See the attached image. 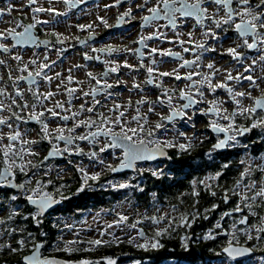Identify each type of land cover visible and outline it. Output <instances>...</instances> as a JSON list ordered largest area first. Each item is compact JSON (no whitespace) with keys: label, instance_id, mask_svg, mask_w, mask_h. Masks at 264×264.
Instances as JSON below:
<instances>
[{"label":"snow or ice","instance_id":"1","mask_svg":"<svg viewBox=\"0 0 264 264\" xmlns=\"http://www.w3.org/2000/svg\"><path fill=\"white\" fill-rule=\"evenodd\" d=\"M46 2L48 7L39 5L38 0H27L26 5L21 0L19 5L9 3L6 7H0V18L6 14L11 16L14 10L22 9L25 6L32 13L31 23L16 22L15 27L0 31V53L8 54L11 60L16 62V67L13 69L5 59H0V66L7 71L9 81L8 84H5L3 74H0V234H21V238L16 241V247L9 243L0 245V250L7 248L10 252L17 253L31 246V254L24 255L22 258L25 264H100L99 261L88 259L71 262L45 256L42 252L45 241H38L31 232L17 223V219L21 223L31 220L39 228L47 214L63 200L68 199L62 194L57 198V195L47 190L49 185L53 184L51 179H34L41 175L39 169L45 167V161L63 157L65 154L85 155L84 149L79 146L77 141H86L93 146L87 155L91 160H98L100 164H104V160L99 159L98 153H104L109 149L123 150L118 166L107 165L111 172L132 169L142 173L144 169L136 168L138 161H155L158 158L167 157L165 151L167 148L178 146L181 150L186 151L191 147V140L188 143L177 145L174 139L162 140L156 133L163 129V133L166 134L173 130L169 128V125H174L179 120H190L191 114L187 110L195 107L196 113L213 117L208 127L217 134V140L212 151L206 154L209 158L212 157L213 152L232 150L238 145L245 149L244 159L239 161L243 166L242 170L239 172L234 186L230 190H226L223 197L227 203L230 199L228 193L231 192V195L237 197L236 206L232 210L222 213L220 217L221 220L225 217L233 219L232 239L227 241L226 246L219 253H215V258L218 260V264H238L242 258L249 256L253 248L241 244L237 233L243 232L247 241H264V216L258 215L257 212L258 208H264V180L254 177L255 173L264 177V154L252 155L250 148V145L264 143V90H260L258 96L252 94L253 90L260 89V85L264 84V0H135V3H131V0H113L112 3L103 6L105 11L109 8L128 5L125 11L118 14L115 27L119 28L135 20L136 15L146 13L140 15V27L141 29L152 28L153 31L147 35L140 34L134 41L139 47L132 50L121 49L111 43L106 46L93 47L90 42L96 38L95 29L98 25H95L94 22L74 25L78 30L88 33L84 38L76 37L77 43L89 47L92 53H96V55H89L88 52H85L84 59L100 61L106 65V68L99 77L91 71L86 73L90 78L89 91H83L80 88H66L67 105L61 101H55L51 106H48L46 102H51L57 93L41 92L40 85L41 81L50 85L54 78L62 76L61 73H55V77L49 74L57 61L48 62L49 58L45 55L44 61L40 62L39 57L34 53V58L25 63L23 55L13 50L25 46L38 48L43 45L49 49L55 45L62 46L68 39L63 33L56 30L51 31L49 34L55 37L53 43L51 40H41L34 30L40 25L62 23L57 19L58 17L67 18L73 14L79 19L81 15H91V13L87 8L82 7L87 5L89 0H46ZM61 3L64 5L65 10L63 11L55 6ZM76 9H80V11L75 12ZM134 9L136 10L135 14ZM39 13H47L49 19L39 18L37 16ZM96 20L106 28L111 27L106 16L97 15ZM161 21L164 23H160ZM2 22L3 20L0 19V23ZM162 29L167 31H162ZM184 29L189 30L185 32ZM197 30H199L200 36L198 39H193ZM169 31L172 32V37L168 36ZM229 32L233 35L230 36ZM185 35L188 37L187 40L182 38ZM209 40L215 43L209 44ZM228 40L232 41L233 46L223 49V42ZM9 41L11 46L6 43ZM147 41L173 43L178 45L181 51L150 47ZM186 44L191 47H186ZM145 49L152 57L150 61L152 66L146 68L148 78L145 83L161 89L160 95L155 101L150 100L146 95L142 96L140 100L136 101L137 106L134 109L136 115L132 116L130 120L126 118L125 113L127 108L132 106L131 101L127 106L114 104L109 108L108 112L113 113L114 116L100 112L97 105L101 107L106 105H101V100L98 97L103 95L106 98H112L115 94L110 89L119 86L120 83L118 80L114 85L107 78L111 74L119 75L121 67L133 69V65L129 64L126 59L121 64L116 59L105 58L102 60L101 57H114L121 52H132L140 60V67H145L143 63ZM218 49H221L219 55L231 57V60L237 65V74L233 76L231 70H225L224 80L214 83L222 70L215 63L203 64V58L206 53L217 52ZM244 50L255 52L257 55L248 62V56ZM59 51L62 53L64 48L61 47ZM182 53H192L194 58L187 59ZM157 55L161 58L162 63L168 62L163 60L164 57H168L172 62L179 61V67L171 72L159 71ZM30 66H35V69L33 70ZM257 66H259V72H257ZM75 67L81 68L86 65H76ZM205 67L208 69L206 73L203 71ZM179 68L186 69L184 75L179 73ZM240 68L243 69V73L239 71ZM13 71L17 75L13 76ZM71 71L72 69H68L67 81L69 83L74 81ZM245 73L247 74L245 75ZM163 77H174L176 81L185 80L188 83L178 90L169 89L164 87ZM91 81H95L94 86ZM245 81L248 82L247 91L238 90L230 85V82H234L239 88H244ZM22 82L27 84L26 89L22 86ZM76 83L82 82L76 81ZM9 87L12 91L8 90ZM133 87L141 93L144 92L138 83H134ZM218 90L227 93L228 100H221L217 97ZM25 91L31 94V104L25 99ZM78 92L83 97H91L92 103L87 107L82 103L79 110L72 111V100L80 98L76 95ZM206 92L211 94L213 99L207 100ZM177 93L178 99L184 101L178 106L174 104ZM229 101L233 105L231 111L224 107L225 103ZM245 101L250 103L246 104ZM202 103L208 106L204 109L196 107ZM145 104L148 105L147 112L142 111V106ZM157 107L166 108L168 114L163 115L157 112ZM84 113H92L96 119L91 116L81 119L80 117ZM149 113L160 117L154 127H148ZM55 120L64 122L71 120L73 125L71 127H67L66 124L60 125L51 130L49 122ZM31 122L40 125L39 139H29L30 130L22 127V125ZM133 122L136 127L131 126ZM77 128H86L87 131L84 134H79L76 132ZM253 130H258L257 139L241 143L240 138L247 137ZM220 134L223 136L221 137ZM175 135L185 137L183 131L176 132ZM101 137L104 138L105 143H101ZM41 141H46L50 145V149L43 160L33 163L32 158L39 156L36 146ZM60 142L64 143L63 148L60 147ZM97 145H99L98 152ZM230 166L231 161H228L220 167L227 170ZM77 170L82 176V184L77 189V194L83 192L86 187H91L89 181L98 182L100 180L101 172L90 174L82 164L77 166ZM50 171L49 168L43 172V175H49ZM149 171L152 176L157 178L164 175L162 167L149 169ZM222 174L221 171H217L216 175L209 179H218ZM19 176L26 179L20 181L18 180ZM202 183L206 188H211L207 181H202ZM60 187L62 188L63 185ZM110 187L117 190L135 187L138 191H143V188L132 185L130 181L111 183ZM210 194L216 195L214 191ZM193 195L199 196V193L194 192ZM18 201L25 202L33 210L22 214L23 209ZM217 207L218 205L214 204L211 210L214 211ZM157 211L159 212V209ZM178 212L179 210L173 206L170 213L139 216L132 223H129V215L116 212V219L111 223H105L103 230L99 233L100 238L88 240L86 242L88 246L83 249L78 245L84 244L85 241L79 238V232L76 231L75 225L64 223L61 231L67 229L73 232L76 238L64 240L61 236V244L57 245L56 251L72 254L77 251L88 252L96 247L111 243H122L123 240L115 232H110V229H120L121 231L135 229V236L125 232L128 237L127 242L145 251L155 250L163 247L162 237L179 227L190 229L201 215L199 210L177 215ZM4 213L7 215L5 216ZM234 213L244 214L237 220ZM249 217L255 218L256 222L250 223ZM203 218L208 219L209 217L205 214ZM145 220L155 226L152 236H149L144 228L140 227ZM161 222L166 223L167 227L160 228ZM237 225L244 227L239 228ZM214 228L223 230V224L217 222ZM41 235L46 237L47 233H41ZM105 235L110 236L111 239H103ZM216 235L219 233L209 232L203 239H215ZM183 240V247L186 250L189 249V237L185 235ZM104 264H117V259L106 257ZM135 264H140V261H136Z\"/></svg>","mask_w":264,"mask_h":264},{"label":"flooded vegetation","instance_id":"2","mask_svg":"<svg viewBox=\"0 0 264 264\" xmlns=\"http://www.w3.org/2000/svg\"><path fill=\"white\" fill-rule=\"evenodd\" d=\"M229 35L233 33L229 32ZM247 51V50H245ZM253 53V52H251ZM103 58H105L103 56ZM22 86L26 89L27 84L22 82ZM9 91H12L10 88ZM25 99L29 104L32 103L31 94L25 91ZM67 100L64 101L67 105ZM72 100V111H77L80 108V105L73 103ZM51 106V105H48ZM211 116V115H210ZM86 117L84 113L80 118L83 119ZM213 119L211 116L209 119L203 121L202 130H204V135L201 136L198 133L197 136L200 138L201 143H206L208 145L209 153L212 151L213 145L216 143L217 134L213 133L208 127L210 121ZM247 123V121H244ZM71 127L73 121L69 120L67 122L55 120L50 121L49 126L51 130H54L57 126L65 125ZM23 128L30 130L29 139H39L40 138V125L31 122L25 125H22ZM87 131L86 128H77L76 132L79 134H84ZM222 137L223 134H220ZM258 136V130H253L247 137L240 138L241 143H244L247 140H255ZM199 139V138H198ZM103 137H101V143H105ZM80 147L84 149L86 153L83 156L80 155H71L65 154L63 157H57L45 161V167L39 169L41 175L36 176V180H48L53 181L52 185H49L47 190L52 191L53 194L64 195L68 199L63 200L59 205H57L44 219V222L37 228L35 224L29 220L28 223V232H31L37 240H44L45 246L42 249V252L45 256L48 257H57L62 261H71L77 262L82 259H88L92 261H99L100 264H104V258L113 257L117 259V264H135L136 261H140V264H218V260L215 258V253H219L221 249L226 246L227 241L232 239L231 231L233 226V219L225 217L223 220L220 219L221 214L225 211H230L235 208L237 203V197L231 195L229 192V201L225 203L223 197L226 190H230L235 181L238 178L239 172L242 170V165L239 163L241 159H244L245 149L239 145L232 150H223L219 153H212V157L209 158L207 155H168V157L163 158L158 161H140L137 163V169H144V171H132L126 170L121 173H113L108 170L107 165H112L113 167L117 166L122 158L123 150L122 149H109L104 153H98L99 159H103L106 164V169L101 171L100 180L98 182L89 181L91 187H86L83 192L77 194V189L81 187L82 176L81 173L77 170L78 165H83V167L91 174L96 172L98 166L103 165L98 162V160H91L87 153L93 148L92 145L88 144L86 141H77ZM60 147H64V143L60 142ZM37 151L39 152L38 157H34L33 163H39L43 160V157L46 156L50 149V145L46 141H41L37 146ZM99 145L96 146L98 152ZM251 154H264V143H257L255 145H250ZM117 151V157L113 161H107V157L113 152ZM113 154V153H112ZM231 161V166L224 170L220 166ZM149 166L162 167L165 171L173 170L174 176L177 182L187 180L191 184L194 192H199V186L203 185L202 181H207L211 188L209 191H214L215 196L212 195V198L208 201H204L203 209L200 210V218L196 220L193 226L190 229L179 227L176 228V231L171 232L168 236H172V241L166 239V236L161 238V244L163 247L147 251L135 247L133 244L128 243V237L124 234L120 236L123 240L122 243L116 244L111 243L107 245L96 247L91 251H77L72 254H68L62 251H56L57 245L61 244V236L64 240L75 239L76 236H71V231L64 229L61 231L64 223H70L75 225L77 232H80L79 229L86 222L91 223L92 221L88 220V212H93L97 209L94 207L95 197L94 191L98 192V189L101 187L102 182H112L116 179H127L131 182L132 185H138L143 188L142 191V200H143V210L146 211L150 207L149 199L144 200V193L156 192V185L148 180ZM51 169L49 175L44 176L43 172ZM99 170V169H98ZM217 171H221L223 174L220 175L218 179H209L216 175ZM254 177H258L260 180H264V177H261L259 173H255ZM26 179L23 176H19L18 180L23 181ZM63 185L61 188L60 186ZM107 188L113 189L110 187V184ZM205 185V184H204ZM151 188V189H150ZM151 190V191H150ZM128 192V207L131 212L129 215L130 222H134L135 219L139 216H150L148 214L144 215H132V208L134 205V200L137 198L138 191L135 187L127 188ZM200 194V193H199ZM154 204H161L157 199L154 200ZM114 203V202H112ZM18 204L21 205L23 212L28 213L33 209L28 206L23 201H18ZM218 205V207L212 211L213 205ZM88 206V207H87ZM106 207V206H105ZM205 210H208L207 212ZM258 215L264 216V208L257 209ZM111 213H114L111 212ZM207 215L209 218L204 219V215ZM244 213H234L235 219H239ZM6 216V213H4ZM115 215V214H111ZM157 215V214H155ZM116 217V216H113ZM250 223H255L256 220L253 217H249ZM220 222L223 224V230L215 229L214 225ZM17 223L21 226V222L17 219ZM140 226H143L147 231L149 236L154 234L155 226L149 224L147 220ZM239 228H243V225H237ZM135 230V229H134ZM209 232L219 233L216 235L215 239H203ZM41 233H47V236H42ZM135 234V233H134ZM133 235V234H131ZM187 235L189 237L188 243L190 245L189 249L183 247L184 240L183 238ZM71 236V237H70ZM82 237V238H81ZM21 238V234L17 233L14 235H3L0 234V245L12 244L13 247H16V241ZM79 238L85 241L84 244L78 245L81 249L87 247V241L92 240V237H85L79 235ZM88 238V239H87ZM237 238L241 244L252 247L253 251L249 256L242 258L238 264H264V241H247L243 232L237 233ZM110 240V239H108ZM31 253V246L24 249L21 252L13 253L10 252L7 248L0 250V264H25L23 261V256L25 254Z\"/></svg>","mask_w":264,"mask_h":264},{"label":"built area","instance_id":"3","mask_svg":"<svg viewBox=\"0 0 264 264\" xmlns=\"http://www.w3.org/2000/svg\"><path fill=\"white\" fill-rule=\"evenodd\" d=\"M113 0H92L90 1L87 5L82 6L87 8L88 12L91 13V15H81L79 19H77V17L73 14H70L69 17L65 18V17H58L57 19L62 21V23L59 24H48V25H41L43 29H45L46 31H59L61 33H63V35L65 37H68V39L66 40V45L67 47L65 48L64 45H55V47L52 48H45L43 45H41L40 47H20L17 49H14V52H19L21 55H23L24 57V62L27 63L28 61H30L32 58H34V53L36 56L39 57V61L43 62L44 61V57L45 55L48 56L49 61H57L56 65H53L52 69L49 71L50 75H53L55 77V73H61L62 70H65L66 73H68V69H72L71 71V75L74 77V82L76 83V81H79L81 79H79L80 76H82V74L80 75V70H82L81 72L84 73V69L85 67H81V68H76V65H86V69L91 70L93 67H89L88 63L91 62L93 64V62H96V60H91V61H86L84 59V53L88 52L89 55H96V53H92L91 51H88V49L84 48L85 46L83 45H76L75 47L71 48V42L75 40L76 37H83L88 35L87 32H82L80 30H78L74 25L78 24V23H90V22H94L95 25H98V27H96L95 29V33L99 34V38L98 40H96L94 42L95 46L101 47V46H106L108 43H111L112 45L119 47L121 49L123 48H128V49H136L139 45L134 43V41H136L139 37L140 34H144L147 35L149 33H151L153 31L152 28H144L141 29L140 27V15L146 14V13H140L138 15H136V19L132 20L130 23H132L131 27H127V28H122L121 30H117V29H113V26L116 24L117 22V16L120 12H123L126 10V7L128 5H121L119 8H109L105 11L104 9V5L108 4V3H112ZM15 4V5H19L21 3V0H0V7H6L7 4ZM23 3L26 5L27 4V0H23ZM131 3H135V0H131ZM38 4L42 5L44 7H48L49 5L47 4L46 0H38ZM58 9H60L61 11L65 10L64 9V5L61 4H56L55 5ZM98 6V7H97ZM75 12H79L80 9H76L74 10ZM136 13V10L134 9V14ZM97 15L99 16H106L107 20H108V24L111 27H104L103 24H101L98 20H96ZM26 16L27 18H29V20H32V13L30 12V10L28 9V7H23L21 8H17V10H14L11 14V16H8L7 14L4 15L2 18L3 22L0 23V31H3L7 28L10 27H15L16 26V22L18 20H20V22H22V17ZM37 16L41 19H49V16L47 13H39L37 14ZM162 23H164L162 21ZM126 24H124L121 27H124ZM120 27V28H121ZM108 29H110L108 31ZM17 30H21V29H17ZM189 29H184V31H188ZM162 31H167L165 29H162ZM107 34L106 36H103ZM172 32H168V36L172 37ZM200 36L199 30H197L196 32V36L193 37V39H198ZM183 39L187 40L188 37L187 35L182 37ZM9 44V46H11V42H6ZM54 43V42H53ZM147 43L149 44L150 47H158L161 49H173L174 51H181V48L178 45H175L173 43H168L166 41H147ZM209 44H214V41L209 40L208 41ZM186 47H191V45L186 44ZM229 46H233V44L231 43L230 40L223 42V49H226ZM63 47L64 51L62 53H60L59 49ZM72 49V50H71ZM145 57L143 59V63L146 64V66H152L150 61L152 59L151 56L148 55V50L145 49ZM221 51V49H218L217 52H209L206 53L204 58H203V64H208V63H215L216 66L218 68H220L222 70L221 74H218L217 79L214 81L215 82H221L224 80V71L225 70H231L233 76H235L237 74V65L231 60V57L227 56V55H219L218 53ZM75 55L77 58H75L74 60L71 59L72 56ZM182 55L185 56V58L187 59H192L194 58L192 53H182ZM257 55V54H256ZM215 58L214 60L212 58ZM108 59H116L117 62L123 64V61L126 59L127 62L131 65H133V69H128V68H124L121 67L120 69V73L119 75L117 74H111L107 79L110 83H113L114 85L116 84V82L119 80V86H115L112 89L114 91H112V93H114L115 95L112 98H106L105 96H100L98 97L101 100V105H106L105 107H101L100 105H97V109L100 112H104L106 115H113V113H109L108 109L111 108L114 104H126V106L128 105L129 101H131L132 106L127 108V112L129 113H125V116L127 117L133 110L136 108V101L140 100L142 98V96L146 95L150 100L155 101L157 96L160 95L161 93V89H152L153 90V94L149 93V87L147 86L146 83L143 82V79H145V77L143 75H138V71L144 67H140V60L137 59V57L132 53V52H128V53H124L121 52L118 56H114V57H105ZM0 59H5L9 64H11L12 68L15 69L16 67V62L12 61L10 56L8 54H4V53H0ZM157 59V65L159 66V71L163 72V71H169L171 72L173 69H176L179 67V61H175L172 62L169 60L168 57H164L163 60L164 61H168V62H161V58L159 57V55L156 56ZM251 59H248V62H250ZM105 65H102V68ZM30 68H32L33 70L35 69V66H30ZM90 68V69H89ZM102 69H100L99 73L101 72ZM185 70L184 68H179V73ZM47 71V70H46ZM103 71V70H102ZM203 71L206 73L208 72V69L205 67L203 68ZM239 71L241 73H243V69L240 68ZM257 72H259V66H257ZM98 73V74H99ZM181 73V74H182ZM0 74H3L4 77V83L8 84V73L7 71L0 66ZM62 74V73H61ZM247 73H245L246 75ZM17 75V73L15 71H13V76ZM68 75V74H67ZM148 78V74L146 76V80ZM67 79V77H66ZM64 80V89L61 88L60 82L58 81V78H54L53 81L51 82V84H47L43 81H41V85H40V90L41 92H47V91H52L54 93H57V95L53 98V100L51 102H46L48 105H52L55 103V101H61L64 102L66 101V81ZM163 84L165 88H169V89H176V87H181L182 85H186L185 80H181V81H176L174 79V77H163ZM198 79V78H197ZM180 82V83H179ZM92 83H94V81H92ZM134 83H138L141 85V88L144 89V92L141 93L139 90L135 89L133 87ZM245 83V87L244 88H239V86L237 84H235L234 82H230V85L234 88H237L238 90H242V91H247V81L244 82ZM95 84V83H94ZM10 89V87H9ZM8 89V90H9ZM111 90V89H110ZM260 90H264V84L260 85V89L257 90H253L252 94L253 96H258L260 94ZM78 94V93H77ZM151 95L155 96V99L151 98ZM216 96L219 97L221 100H228L227 97V93H225L223 90H218L216 93ZM206 99L207 100H211L213 99V96L211 94H208L206 92ZM174 103L178 106L179 104L184 103V101L179 100L178 98L174 100ZM245 103H250L249 101H245ZM208 105L202 103L197 105L196 107L204 109L206 108ZM147 107L148 105H143L142 106V111L143 112H147ZM224 107L228 108L229 111L232 110L233 105L231 104V102L229 101L228 103H225ZM123 110V109H122ZM135 111V110H134ZM189 111V113L191 114V119L190 120H182L184 123V127H183V132L186 134H190L193 129H200V127L202 126V120L205 119L206 117L210 118L211 116H204V115H200L198 113H196V108L194 107L193 109L187 110ZM157 112L162 113L163 115H165L166 113H168V110L166 108H161V107H157ZM134 114L130 115V118L133 116ZM158 115L149 113L148 118L151 119H155V117ZM159 117V116H158ZM204 117V118H203ZM203 118V119H202ZM172 129V128H171ZM174 134V129L172 131H169V137H172Z\"/></svg>","mask_w":264,"mask_h":264},{"label":"trees","instance_id":"4","mask_svg":"<svg viewBox=\"0 0 264 264\" xmlns=\"http://www.w3.org/2000/svg\"><path fill=\"white\" fill-rule=\"evenodd\" d=\"M37 30L40 34H44L42 33L40 26L37 27ZM49 33H51V31L45 32V35L55 41V37L51 36ZM168 149L170 150L169 155H206L208 145L206 143L193 142L191 143V147L186 151L181 150L178 146ZM148 180L156 185V187H154L156 188L155 193H144V200L149 199L150 207L146 211L143 210V193L137 192V198H135V202L132 208V215H158L161 214L160 212L162 211L163 207H169L172 210L173 206H175L179 210V212L176 213L177 215L179 213H193L194 210H199L200 212V210H202L204 206V204L202 203L212 198V195L210 194L211 191H209V189L206 188L204 184L199 186V196L193 195L194 191L191 184H189L187 180L177 182L172 169H166L164 171V175L160 178L152 176L151 172H149ZM93 195L95 197V203L93 206L97 208L100 206H106L110 214H115L111 213L113 211H110L114 210L115 207L121 210L128 204L127 188L111 190L110 188L101 186L98 189V192L94 191ZM155 199L159 200L161 204H153V201ZM157 209H159V212L157 211ZM21 226L28 231V223H22ZM165 226L167 227L166 223ZM176 230L177 229H175L174 231ZM166 239H170L171 242H173L172 236L166 235ZM107 247H110V245H107Z\"/></svg>","mask_w":264,"mask_h":264},{"label":"rangeland","instance_id":"5","mask_svg":"<svg viewBox=\"0 0 264 264\" xmlns=\"http://www.w3.org/2000/svg\"><path fill=\"white\" fill-rule=\"evenodd\" d=\"M29 20V18H27L26 16H24V17H22V22L21 23H23V24H25L27 21ZM30 21H32V20H30ZM17 22H20V20H18ZM160 23H162V21L160 22ZM132 26V23H127L124 27H121V28H118L117 30H121L122 28H127V27H131ZM48 32V31H47ZM98 35V37H99V34H97ZM107 34H105V35H103V36H106ZM87 36V35H86ZM86 36H83V37H86ZM98 40V39H97ZM231 41V40H230ZM94 42H95V40L94 41H92V42H90V44H91V46H93V47H98V46H95L94 45ZM77 44L76 43H72L71 44V48H73V47H75ZM81 46V45H80ZM84 48H86V49H88V51H91L90 50V48L89 47H84ZM72 50V49H71ZM245 51V50H244ZM245 53H246V55L248 56V58H251L252 57V54L251 53H249V52H247V51H245ZM75 58H77L78 59V57H76L75 55H73L72 56V58L71 59H75ZM102 65H104L102 62H100V61H96V62H93V64L91 63V62H89L88 63V66L89 67H93L91 70H93V71H91V72H93L94 73V75H96V76H100V74L101 73H103L104 71H105V68H106V65L102 68ZM145 65V67L144 68H142V69H140L139 71H138V75H143L144 77H145V79H143V82L145 83V81H146V76H147V71H146V68L148 67V66H146V64H144ZM90 69V68H89ZM100 69H102L101 70V72L99 73V71H100ZM82 70H80V75L82 74V76H80L79 77V79H81V80H79V82H82V83H80V84H78V83H75L74 81L73 82H71V83H69L68 81H66V84H67V86L68 87H66V88H80V89H82L83 91H89V81H90V78L87 76V72L88 71H90V70H87L86 69V67H85V69H84V73H82L81 72ZM183 71V70H182ZM61 73H62V76L60 77V78H58V81L60 82V85H61V88L62 89H64V80L66 79V77L69 75V72L68 73H66V71L65 70H62L61 71ZM99 73V74H98ZM182 72H180V74H181ZM184 73H185V71H183V73L181 74V75H184ZM68 74V75H67ZM67 80V79H66ZM63 81V82H62ZM94 83H95V81H94ZM94 83H92V81H91V84L94 86L95 84ZM180 83V82H179ZM187 84V83H186ZM148 87H149V93L150 94H153L154 92H153V90H152V87L151 86H149V85H147ZM185 85H182L181 87H176V89L178 90V89H180V88H183ZM111 92L112 91H114L113 89H111L110 90ZM66 94V96H68L67 95V93H65ZM77 96H80V98H78V99H73V103H77V104H79V105H81L82 103H84L85 104V106L87 107V106H89L91 103H92V98L91 97H83L79 92H78V94H76ZM151 98L152 99H155L156 97L155 96H153V95H151ZM177 98H178V93H177ZM66 100H67V98H66ZM175 104V103H174ZM122 105H125L126 106V104H122ZM132 112L126 117L127 119H131L130 118V115H132V114H134V115H136V112L134 111V109H133V107H132ZM126 113H129V112H127L126 111ZM133 115V116H134ZM149 115V114H148ZM87 116H91L93 119H96V116L95 115H93L92 113H86V117ZM204 118V117H203ZM202 118V119H203ZM149 119V118H148ZM159 119H160V117H158V116H156L155 117V119L153 120V119H149V125H148V127H154V125H155V123H157L158 121H159ZM207 119H209L208 117H206L205 119H203L202 120V124L204 123L203 121H205V120H207ZM132 127H136V124L133 122L132 123V125H131ZM183 127H184V123L183 122H181V121H177V122H175V124L174 125H169V128L171 129H174V134H173V136L172 137H169V132L168 133H166V134H164L163 133V129H161L160 131H158L157 133H156V135L158 136V137H160L162 140H165V139H174L175 140V142L177 143V145L179 144V143H188V141L189 140H191V143H193V142H196V143H200V139H202V138H200L199 136H197V134L196 133H198L199 132V134L201 135V136H203L204 135V130H202V126L200 127V129H193V131L190 133V134H186L185 133V137H179V136H176L175 135V133L176 132H180V131H183L182 129H183ZM117 130H119L118 128H117ZM199 138V139H198ZM145 139H148V137H145ZM113 153V154H112ZM106 159H107V161H113L118 155V153H117V151H113ZM106 164L107 163H104L103 165H100V166H98V169L96 170V172H101V171H103L104 169H106ZM149 169H153V168H157L156 166H149L148 167ZM164 171V170H163ZM125 181H128L127 179H116V180H113L112 182H102V187H108L109 185L108 184H111V183H120V182H125ZM155 202L153 201V204H154ZM171 211V209L169 208V207H163L162 208V211L160 212V213H169ZM116 212H122V213H125V214H127V215H130L131 214V212H130V210H129V207H128V205H126L123 209H121V210H119L118 208H116L115 207V209H114V213H116ZM87 215H88V217H89V219L88 220H90V221H92L91 223H88V222H86L85 223V225L83 224L82 226H81V228L79 229V235H82V236H85V237H92L93 239H97V238H100V235H99V233H100V231L101 230H103V228H104V225H105V223L107 222V223H111L114 219H116V217H113V216H116V214L115 215H111L110 213H109V210H108V208L107 207H102V206H100V207H98L97 209H95V210H93V212H88L87 213ZM136 215H139V214H136ZM152 216V215H151ZM129 223H132V222H130L129 221ZM159 227L160 228H164V227H166L165 226V223L164 222H161V224L159 225ZM110 232H115L116 233V235L117 236H122V235H124L125 234V232H128V233H130V234H133V236H135L136 235V230H134V229H125L124 231H121L120 229H110L109 230ZM154 231H155V229H154ZM135 233V234H134ZM71 236H74V233L73 232H71ZM70 236V237H71ZM82 238V237H81ZM88 239V238H87ZM103 239H105V240H108V239H111V237L110 236H108V235H105L104 237H103Z\"/></svg>","mask_w":264,"mask_h":264},{"label":"water","instance_id":"6","mask_svg":"<svg viewBox=\"0 0 264 264\" xmlns=\"http://www.w3.org/2000/svg\"><path fill=\"white\" fill-rule=\"evenodd\" d=\"M89 1H92V0H89ZM27 23H31V22H27ZM26 23V24H27ZM116 25V24H115ZM115 25L113 26V28L115 29V28H118V27H115ZM35 31V33H36V35L41 39V40H51L50 38H48V37H43V36H41L39 33H38V30L37 29H35L34 30ZM81 38H84V37H81ZM96 38H98V35L96 34ZM95 38V39H96ZM94 41V40H93ZM75 42L77 43V41L75 40ZM92 42V41H91ZM26 47V46H25ZM30 47H33V46H30ZM139 47V46H138ZM145 57V56H144ZM101 59L103 60L104 58L103 57H101ZM165 151H166V153H167V157H168V155L170 154V150L167 148V149H165ZM48 154V153H47ZM46 154V155H47ZM163 158H166V157H162V158H158L157 160H155V161H158V160H161V159H163ZM138 162H140V161H138ZM137 162V163H138ZM118 166V165H117ZM136 168H138L137 167V164H136ZM126 170H132V169H126ZM126 170H123V171H121V172H125ZM132 171H135V170H132ZM121 172H115V173H121ZM140 227H143V226H140ZM144 228V227H143ZM144 231L147 233V231L145 230V228H144ZM31 253H28V254H25V255H30ZM54 258H56V259H60V258H57V257H54Z\"/></svg>","mask_w":264,"mask_h":264}]
</instances>
